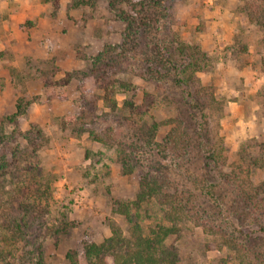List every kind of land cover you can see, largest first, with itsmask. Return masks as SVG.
<instances>
[{
    "label": "rangeland",
    "instance_id": "rangeland-1",
    "mask_svg": "<svg viewBox=\"0 0 264 264\" xmlns=\"http://www.w3.org/2000/svg\"><path fill=\"white\" fill-rule=\"evenodd\" d=\"M41 1L59 14L61 0ZM87 2L69 8L68 0L78 23L73 38L60 41L71 49L27 59L22 70L4 64L9 51L0 56V264H70L67 251L81 252L85 240L102 242L112 235L111 222L130 235L114 202L135 199L144 169L160 165L163 176L186 185L205 223L167 213L153 196L132 207L135 222L148 230L176 221L180 235L168 241L178 244L180 264H264V27L249 20L244 0ZM7 17L0 13V34ZM176 45L188 55L200 46L205 55L195 76L223 107L213 106L210 118L215 160L197 151L188 161L172 159L166 147L180 120L195 133L188 94L171 78L172 60L186 55ZM32 65L62 82L50 103ZM105 78L131 82L137 92L117 88L118 108L111 109L97 85ZM23 95L35 100L11 123L5 118ZM154 123L158 128L143 134L141 126ZM36 125L41 133L31 129ZM242 186L248 201L238 193Z\"/></svg>",
    "mask_w": 264,
    "mask_h": 264
},
{
    "label": "trees",
    "instance_id": "trees-1",
    "mask_svg": "<svg viewBox=\"0 0 264 264\" xmlns=\"http://www.w3.org/2000/svg\"><path fill=\"white\" fill-rule=\"evenodd\" d=\"M81 4H88V2L87 0H71L68 7H77ZM243 8L247 12L250 21L264 27V0H259L258 2H255V0H244ZM180 43L191 48V45L186 42L179 41V44ZM176 46L180 51L181 56L182 54H186L183 49L184 47L179 45ZM167 50H169V48H167ZM2 53L3 51H0V56ZM189 53L190 55L186 54L183 60L182 58L179 60H172V62H174L173 65L175 72L171 74V78L175 81V83L182 84V89L188 94L183 96V99L186 100L189 108L193 112L195 135L191 134L189 131L186 132L184 130V122L180 120L179 123L181 124V128L171 130L167 139L169 146L166 147H168V151L172 159L188 161L190 156L192 154L194 155L195 151H197L198 153H202L204 156L202 154L201 155L205 159L215 160L214 145L216 142L212 141L210 118L213 106H216L219 109H222L223 107L216 105L217 103L212 95V92L209 90L210 88L208 86L201 85L198 78L195 76V73L201 67V55H205L200 49V46H196L195 51H191ZM166 56L170 55L166 54ZM32 67L36 69L37 75L43 80L44 90L48 98L47 103H50L51 98H55L57 96L54 93V85L62 82L61 80H51L54 73L53 71L48 70L47 72L42 67H37V65H32ZM71 76L72 74H67L66 80L71 78ZM66 80H64V82ZM102 82L103 85H101V80L99 84H97L95 79V84H97L103 91L101 98L106 105L111 106V109L118 108V101L115 98L117 88L133 91V95L137 92V87L135 85L122 79L105 78ZM199 97H202L203 100H200ZM34 100L35 99L28 95L19 96L16 100L15 112L5 119L11 123L17 124L19 116L29 111V107ZM153 103H155V99H152V106ZM123 104L125 106L127 105V108L130 106L134 112L136 110L139 112L142 111V106H139L133 100H131V102L124 100ZM147 125L148 124H143L141 126L147 127L143 134L150 130V128L152 130L153 128H158L159 126L157 123H154L151 127ZM35 128L38 130L40 129L37 125L32 126L31 129ZM40 131L41 130H39V132ZM89 134L93 136L95 140L104 143V140L94 134L92 130L89 131ZM151 138H154V132L151 133L148 138H145V141H151ZM35 145L38 146V144ZM122 151L124 152L123 149L121 152ZM122 158L124 159V157ZM127 164L129 165V162L124 163V165ZM27 169L31 172V174H33L37 168L34 167L30 169L27 167ZM161 169V165L156 169L152 167H149L146 170L144 169L139 182L136 198L132 201L116 200L114 202L113 211L123 215L131 225L130 235H125L120 226L111 222L110 227L112 235L104 239L102 242L97 243L85 240L83 242L81 252L76 249H70L67 251L66 258L70 264H180L181 255L180 249L177 246L178 244L175 243V241H168L172 234L176 235L178 232V236L180 235L181 228L178 227L177 222L173 221V224L171 225L161 223L145 230L143 226L134 221L133 214L131 212L134 205L139 206L143 199L153 196L160 205L161 209L165 210L167 213L172 214L176 212L178 214L180 213L181 216L183 214H190L194 222L199 225H203V223H205L203 222L205 221L203 219V215H200V217L197 212L199 211V204L194 200L196 198L192 197V194L186 185L180 184L177 180L169 178L168 175L163 176L161 174ZM238 193L247 201L251 199V195H249V192L243 186ZM261 207L264 211V203L261 204ZM193 209H197V211L194 212ZM235 248L238 249L239 247H236L235 245ZM37 264L42 263L38 261Z\"/></svg>",
    "mask_w": 264,
    "mask_h": 264
},
{
    "label": "crops",
    "instance_id": "crops-1",
    "mask_svg": "<svg viewBox=\"0 0 264 264\" xmlns=\"http://www.w3.org/2000/svg\"><path fill=\"white\" fill-rule=\"evenodd\" d=\"M67 5L68 0H61L59 14L53 17L49 4L41 0H0V13L8 15L1 28L0 51H9L12 58L3 63L22 70L27 59L36 63L59 52L65 45L60 39L73 38L70 34L78 23V13L68 10ZM25 21L32 24L23 31L21 25ZM71 47V43L67 45L68 50Z\"/></svg>",
    "mask_w": 264,
    "mask_h": 264
}]
</instances>
